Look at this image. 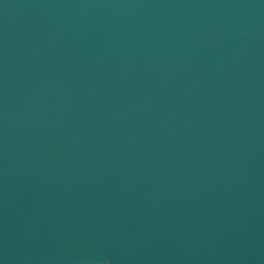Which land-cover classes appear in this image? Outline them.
I'll return each mask as SVG.
<instances>
[{
  "label": "water",
  "instance_id": "95a60500",
  "mask_svg": "<svg viewBox=\"0 0 264 264\" xmlns=\"http://www.w3.org/2000/svg\"><path fill=\"white\" fill-rule=\"evenodd\" d=\"M0 264H264V0H0Z\"/></svg>",
  "mask_w": 264,
  "mask_h": 264
}]
</instances>
